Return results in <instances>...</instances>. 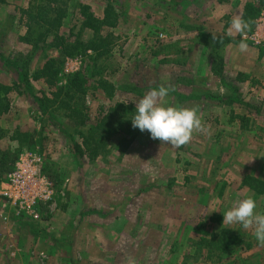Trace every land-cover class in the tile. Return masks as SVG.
Listing matches in <instances>:
<instances>
[{"label": "rangeland", "instance_id": "374dc122", "mask_svg": "<svg viewBox=\"0 0 264 264\" xmlns=\"http://www.w3.org/2000/svg\"><path fill=\"white\" fill-rule=\"evenodd\" d=\"M29 1L0 0V70L8 72L1 74L8 84L18 71L5 62L18 66L29 57L32 71L59 55L55 47L36 51L20 39L26 30L20 10ZM246 3L255 12L244 18L251 27L233 39L226 33ZM81 4L96 17L107 4L119 12L115 27L93 36H101L107 53L94 61L65 57L59 72L63 85L76 72L90 78L84 103L92 122L100 108L136 107L148 90L164 85L175 88L168 104L198 106L209 132H194L189 144L176 148L130 121L105 152L77 156L69 138H81L61 112L47 115L25 93H10V109L0 116V153L9 155L3 173L22 153L38 152L54 193L34 214L15 213L0 196L7 215L6 221L0 216V264H128L130 257L138 264H264V246L252 229L223 224V212L254 192L242 177L264 179V40L248 38L264 25V0H67L59 33L87 44L93 32L81 25ZM212 33L223 34V42ZM242 39L245 52L239 51ZM240 74L243 82L235 80ZM99 81L111 84L112 93ZM32 84L45 88L41 80ZM255 199L264 212V196L255 193ZM42 229L68 231L70 238L61 249L32 234ZM222 229L240 232L243 244L213 251L198 243Z\"/></svg>", "mask_w": 264, "mask_h": 264}, {"label": "trees", "instance_id": "16d2710c", "mask_svg": "<svg viewBox=\"0 0 264 264\" xmlns=\"http://www.w3.org/2000/svg\"><path fill=\"white\" fill-rule=\"evenodd\" d=\"M66 2L67 0H30L28 7L20 10L21 19L24 20L26 28L25 34L20 39L32 45L36 51L55 47L58 49L59 55L44 60L32 71L27 67L29 57L17 60L19 62H17L18 66L17 64L12 65L5 62L4 66L16 69L18 75L17 78L10 79L8 84L2 81L1 78L2 72L7 71L0 70V116L10 109V93H25L26 96L34 99L36 107L42 110V113L50 115L61 112L67 119L66 123L81 138L80 142L71 135V138H69V145L77 156H84L87 153L89 157L95 158L108 149L107 147L113 136L125 130L122 126L130 123L136 107L131 104L114 103L105 110L100 108L99 115L92 122L89 108L84 103L85 94L91 87L90 78L83 72H76L70 74L63 85L59 81V72L65 57L84 54L94 61L106 54L108 49L104 40L101 36L97 38L93 36L103 27H115L119 21V12L113 5L107 4L103 9L102 17H96L89 11L87 5H79L80 14L83 16L81 25L93 32L92 38L87 41V44H84L77 38L69 39L59 33L65 15L63 6ZM251 11L255 14L251 4L246 3L243 17H251L253 15H251ZM88 49L93 50L94 54H87L86 50ZM39 80L43 81L45 88L36 89L33 86V81ZM235 80L243 82V77L240 74V77H236ZM99 83L103 88L110 89L108 94L112 93L111 84L106 81H99ZM233 87L236 91L239 89L236 85ZM126 90L130 91L129 89ZM129 125H127V128ZM2 151L0 153V182L2 176L6 174L3 172L6 171V168H9V155L4 153V149ZM43 172L50 177L47 171ZM241 183L252 189L254 193L264 196V179L246 174L242 177ZM216 217L218 221L221 220V216ZM243 242L244 238L240 232L231 231L226 233L225 229H222L216 237L207 238L202 236L198 240V243L213 251H224L230 246H240ZM249 246L250 244L247 243L246 247Z\"/></svg>", "mask_w": 264, "mask_h": 264}, {"label": "clouds", "instance_id": "9594fccd", "mask_svg": "<svg viewBox=\"0 0 264 264\" xmlns=\"http://www.w3.org/2000/svg\"><path fill=\"white\" fill-rule=\"evenodd\" d=\"M251 23L250 20H245L242 14H237L231 20V27L226 34L233 39L237 35L243 36L250 29ZM212 39L222 43L224 35L212 33ZM247 49L248 44L242 39L239 51L245 52ZM174 91V86L164 85L148 90L136 103V111L131 121L133 128H138L141 132L147 130L152 139L180 148L191 142L194 132L208 133L209 130L199 115L198 106L168 104L166 97ZM257 208L255 193L249 190L234 207L223 212V224L228 226L239 224L245 230L252 229L256 241L264 246V212L258 211ZM128 264H138V261L130 257Z\"/></svg>", "mask_w": 264, "mask_h": 264}, {"label": "built area", "instance_id": "2783aa9c", "mask_svg": "<svg viewBox=\"0 0 264 264\" xmlns=\"http://www.w3.org/2000/svg\"><path fill=\"white\" fill-rule=\"evenodd\" d=\"M259 25L262 24H258L256 28ZM255 31L248 35V38L254 41ZM86 53L91 54V50H87ZM71 57H75L76 61L83 58L82 54ZM41 164L42 159L38 152L27 151L16 159L13 168L0 183L3 206H8L15 213L22 211L25 214H34L40 203H46L53 198L52 183L42 172ZM0 216L4 221L7 220L6 214L0 213Z\"/></svg>", "mask_w": 264, "mask_h": 264}, {"label": "crops", "instance_id": "0c3cea01", "mask_svg": "<svg viewBox=\"0 0 264 264\" xmlns=\"http://www.w3.org/2000/svg\"><path fill=\"white\" fill-rule=\"evenodd\" d=\"M264 37V25H259L256 28L255 31V40L259 41L261 39H263ZM14 165V164H13ZM7 175V174H6ZM1 213V212H0ZM10 213V212H9ZM8 213V214H9ZM63 231H66V229H63ZM68 231L65 233V235H60V234H56L54 232L48 231L47 229H42L40 231H38L37 233L34 232V230H32V234L35 235H40V238H44L47 239L49 242L53 243L55 246L59 247V248H63V246L65 245L67 238L69 239V235L67 236ZM58 235H60V237H64V241H61L60 238H58ZM1 250V249H0ZM65 251H62V253Z\"/></svg>", "mask_w": 264, "mask_h": 264}]
</instances>
